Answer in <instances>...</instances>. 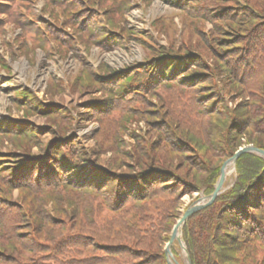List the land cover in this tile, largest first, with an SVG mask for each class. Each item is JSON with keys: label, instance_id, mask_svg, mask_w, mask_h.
<instances>
[{"label": "rangeland", "instance_id": "obj_1", "mask_svg": "<svg viewBox=\"0 0 264 264\" xmlns=\"http://www.w3.org/2000/svg\"><path fill=\"white\" fill-rule=\"evenodd\" d=\"M52 2L55 0H0V6L5 7V11H0V205L21 207L26 221L31 222V217L20 191L22 187L66 179L58 163L59 154L72 167L83 153L90 158L89 166L97 168L100 164L120 172L158 136L150 131L146 121L154 117L151 114L169 127L176 123L175 119L183 122L181 126L201 133L204 119L200 113L204 105L213 104L214 97L216 102L225 100L223 114L239 109L241 119L246 112V86L240 81L244 77L232 73L231 78L225 70L221 74L218 70V78L214 77L218 63L215 57L224 60L226 70L227 64H234L245 71L246 45L237 44L234 36L246 38V17L232 20L246 9V5L240 6L243 0L240 4L239 0H126L124 10L117 9L114 0ZM232 2L237 7L228 9L235 10V15H222L221 6ZM161 22L177 24L174 39L173 31L171 36L158 31ZM85 28L90 34L95 33L93 40L82 32ZM103 36L120 38L121 45L116 49L103 48L97 44ZM66 40L75 48H68ZM173 43L192 50L200 60L198 68L205 70L207 76L213 75L212 84L204 88L194 82L188 85L186 79L175 81L176 77L169 74L164 79L159 77L155 85H147L145 92L133 94L122 73L128 75L140 68L161 47L170 48ZM228 78L234 83H229L232 89L225 90L221 83ZM141 79L142 74L138 73L131 82L136 84ZM207 91L211 92L203 97ZM58 123L65 138H53ZM228 129L229 119L221 116L208 127L215 135L209 136L212 145L222 152L226 150L220 137ZM174 135L191 146L178 133ZM18 137L24 143H17ZM240 140L237 151L251 145L246 137ZM83 168L77 173L85 174ZM238 179L236 170L228 177L224 192L231 190ZM60 193L59 197L66 195V191ZM202 196L209 195L202 189L183 196L181 217ZM65 206L66 202L60 209L55 208V213L51 201L43 208L51 217L66 220L72 211ZM174 248L176 258L186 264L180 246L176 244ZM247 255L251 258L250 252Z\"/></svg>", "mask_w": 264, "mask_h": 264}, {"label": "trees", "instance_id": "obj_2", "mask_svg": "<svg viewBox=\"0 0 264 264\" xmlns=\"http://www.w3.org/2000/svg\"><path fill=\"white\" fill-rule=\"evenodd\" d=\"M114 1L117 9H125L126 0ZM244 5L246 9L240 11L242 16L232 20L246 17V38L234 36L237 44L246 45L245 71L234 64H227L226 70V63L219 57H215L218 68L214 66L215 78L219 76L218 70L220 74L229 71L231 78L232 73L244 77L240 81L246 86V112L241 119L239 109L223 114L226 102H216L215 97L213 104L204 105L200 113L204 119L201 133L181 126L183 122L175 119V124L170 123L171 129L151 114L154 117L146 121L150 131L158 136L148 148H141L142 154L120 172L100 164L97 168L89 166L90 158L83 153H80L83 158L72 167L59 154L58 163L66 179L22 187L20 191L31 222L26 221V212L21 207L0 205V264H168L165 245L181 217L183 196L202 189L207 195L212 194L223 162L237 151L242 137H246L247 143L264 149V0H243L240 6ZM229 6L237 7L233 2L222 5V15H235ZM0 11H5V7L0 6ZM158 27L160 33L170 36L173 31L175 38L176 23L161 22ZM82 32L91 35L92 40L95 37L88 28ZM100 39L97 44L103 48L116 49L121 45L120 38L111 40L103 36ZM66 43L68 48H75L74 43ZM199 65L200 60L192 50L173 43V47H161L140 68L128 75L122 73V77L133 94L145 92L147 85H155L159 77L164 79L169 74L176 77L175 81L186 79L188 85L194 82L199 87L210 86L213 75L207 76ZM138 73L142 79L133 84L131 80ZM230 82L234 80H222V88L232 89ZM219 116L229 119L230 129L220 137L225 152L212 145L209 137L215 135L208 127ZM58 126L53 138H65L63 128L59 123ZM174 132L191 146L178 141ZM16 142L22 144L24 139L18 137ZM82 166L86 172L80 175L77 172ZM237 170L236 185L222 193L214 204L196 213L184 228L193 264H264V158L244 154L238 160ZM61 191H66V195L59 197ZM51 201L55 213V208L60 209L66 202L65 207L72 214L67 212L66 220L51 217L43 208Z\"/></svg>", "mask_w": 264, "mask_h": 264}, {"label": "water", "instance_id": "obj_3", "mask_svg": "<svg viewBox=\"0 0 264 264\" xmlns=\"http://www.w3.org/2000/svg\"><path fill=\"white\" fill-rule=\"evenodd\" d=\"M244 154H254L264 158V149L255 146L254 144L244 146L240 148L231 158H229L221 168L220 178L215 186L214 192L209 196H202L196 200L191 206H189L182 217L175 226L171 235L170 241L165 248V254L168 264H182L175 256L173 252V246L178 243L182 252L184 253L185 263L192 264L191 254L186 245L184 239V228L189 220L200 210L211 206L216 202L218 197L227 189L226 182L232 172H236L237 162L239 158ZM232 165V169L228 171V167Z\"/></svg>", "mask_w": 264, "mask_h": 264}, {"label": "bare ground", "instance_id": "obj_4", "mask_svg": "<svg viewBox=\"0 0 264 264\" xmlns=\"http://www.w3.org/2000/svg\"><path fill=\"white\" fill-rule=\"evenodd\" d=\"M232 169V165L228 167V171Z\"/></svg>", "mask_w": 264, "mask_h": 264}]
</instances>
